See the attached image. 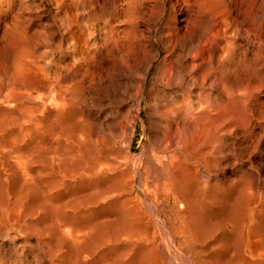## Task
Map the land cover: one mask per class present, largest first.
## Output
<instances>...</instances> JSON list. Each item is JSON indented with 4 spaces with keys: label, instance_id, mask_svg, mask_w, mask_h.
I'll return each mask as SVG.
<instances>
[{
    "label": "bare ground",
    "instance_id": "1",
    "mask_svg": "<svg viewBox=\"0 0 264 264\" xmlns=\"http://www.w3.org/2000/svg\"><path fill=\"white\" fill-rule=\"evenodd\" d=\"M248 2L0 0V264H264L257 179L210 174L260 94Z\"/></svg>",
    "mask_w": 264,
    "mask_h": 264
},
{
    "label": "rangeland",
    "instance_id": "2",
    "mask_svg": "<svg viewBox=\"0 0 264 264\" xmlns=\"http://www.w3.org/2000/svg\"><path fill=\"white\" fill-rule=\"evenodd\" d=\"M239 1L241 2L242 0H235V2H234V0H232V4H234V6L239 4L238 6H240L241 10L243 9L242 10V12H243L244 8H245L244 5L246 6L248 3H250L248 1H251V0H245L246 2L243 0L242 1L243 4H240ZM242 6H243V8H242ZM242 12H241V14H242ZM241 14H240V17L242 16ZM241 18H243V16ZM239 41L242 43V46H241L242 48L239 51L238 56L239 57L240 56L241 57H243V56L249 57V52L247 54V50L245 49V48H247V45H246L247 42H246L245 38L241 37ZM242 49H245V50H242ZM241 51H243V52H241ZM243 53H244V55H243ZM240 65L237 66V69H239V70H237V72H235L240 77V79H238V85H239V82L242 81L243 78L248 79L249 78L248 76H250V75L247 73H250V74H252V77H250L251 80L249 79L250 81L248 82V80L246 79L247 80V82H246V80L243 79L242 82L244 84L248 83V86H250V83H252V85L255 84L256 86H259V84H261V86H259L260 89L256 91V93H260V94H256L253 97V99L244 103L243 106H240V105L237 106V105H235L236 103L234 102V100L232 101V103H234V105L237 106L236 107L237 109L232 104L233 106L231 105L232 109H230V114H242L243 118L245 119V121H244V123H245L244 128L245 129L241 135H237V132H235V131H232L230 133V135L228 137V144H227L228 146L226 147V149H227L226 154H228V155H225L221 166L213 167V169L211 170L213 172H210V174H212L213 177H216V176L219 177V175L221 173H224V175L221 174L220 176L226 175L225 177L229 180L235 179V177L237 176V173H235V172H237L236 171V170H238L237 167L241 164L242 169H244V170L246 169L245 171L243 170V173L245 175V178L249 177L248 182L255 177L257 179V182L259 183V186H260L259 187L258 183H257V186L260 189H258L256 186L255 189L247 188L246 190L248 192L258 191V192L263 193L264 192V102H263L264 101V92H263L264 91V78H263L264 77V68H263V70L261 68V70H259L260 72L259 71L258 72L256 71L257 73L254 72V75H253L254 70L250 69L251 67H245V65L243 64V65H241V67L244 66L243 70H242L240 68ZM247 70H248V72H247ZM239 72H241V73H239ZM243 75H245V76L243 77ZM256 75H258V76H256ZM232 77L233 78H231V82L234 83V84L232 83V86H233L232 88H236L238 85H236L237 83H236V81H234L235 77L234 76H232ZM241 77H242V79H241ZM256 83L257 84L259 83V84L257 85ZM258 95L260 98H258ZM254 98H256V99H254ZM257 100H258V102H257ZM249 102H251V103H249ZM233 107L235 109H233ZM145 112H147V111L145 109H143L141 114L146 119L147 113L145 114ZM237 141H239V142H237ZM145 144H146V132L142 131V129L139 128L137 133H136V136L134 138V146H133L134 152H140L141 151L140 149ZM239 145L241 146V150L239 148H237V147H239ZM259 152L263 156L260 155ZM222 169H224V171H222ZM250 169H252V170L250 171ZM251 172L253 173L252 175H250ZM145 176L146 175L143 174L142 183L146 182ZM256 176H258V177H256ZM138 180H140V178H138ZM259 181H261V183ZM135 189L137 191L141 190L138 185L136 186ZM261 189H262V191H261ZM230 191L233 192L234 189L232 188ZM263 222H264V217H263Z\"/></svg>",
    "mask_w": 264,
    "mask_h": 264
}]
</instances>
